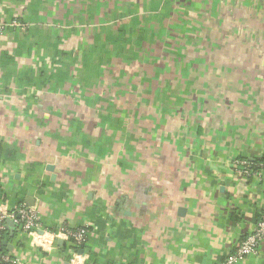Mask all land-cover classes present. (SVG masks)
<instances>
[{
    "label": "crops",
    "instance_id": "crops-1",
    "mask_svg": "<svg viewBox=\"0 0 264 264\" xmlns=\"http://www.w3.org/2000/svg\"><path fill=\"white\" fill-rule=\"evenodd\" d=\"M0 19L27 26L0 33V198L49 233L91 225L77 257L8 228L6 264H222L264 210V167L234 164L264 159V0H0Z\"/></svg>",
    "mask_w": 264,
    "mask_h": 264
},
{
    "label": "built area",
    "instance_id": "built-area-1",
    "mask_svg": "<svg viewBox=\"0 0 264 264\" xmlns=\"http://www.w3.org/2000/svg\"><path fill=\"white\" fill-rule=\"evenodd\" d=\"M9 28L24 30L27 26L25 23L19 22L16 19L9 21L0 19V33L6 32ZM234 164L244 174L250 175L251 171L256 170L249 169L250 163L245 159H235ZM259 166L264 167V164L260 163ZM7 219L13 220L15 223L14 230L17 231V236H40L37 239V245L45 250L49 248L53 238H63L69 243L68 251L72 257L78 256L80 249L83 248L87 236L91 231V225L84 224L77 227L62 226L58 230L49 233L42 229L39 212L35 207H29L24 204L18 207H12L6 198H0V264L17 263V260H14L10 253L3 248V233L8 229ZM44 235H48L51 241L41 237ZM262 241H264V210L253 230L243 238L241 243L226 257L222 264H236L243 257L254 253L258 244Z\"/></svg>",
    "mask_w": 264,
    "mask_h": 264
},
{
    "label": "water",
    "instance_id": "water-1",
    "mask_svg": "<svg viewBox=\"0 0 264 264\" xmlns=\"http://www.w3.org/2000/svg\"><path fill=\"white\" fill-rule=\"evenodd\" d=\"M6 223L8 225V228H10L9 234L12 236L13 235L14 228H15V223L13 222V220H10V219H7L6 220ZM2 243H3V245H8L6 240H3Z\"/></svg>",
    "mask_w": 264,
    "mask_h": 264
},
{
    "label": "trees",
    "instance_id": "trees-1",
    "mask_svg": "<svg viewBox=\"0 0 264 264\" xmlns=\"http://www.w3.org/2000/svg\"><path fill=\"white\" fill-rule=\"evenodd\" d=\"M260 161V162H259ZM260 163H263L264 164V159H259L258 161H255L254 163L251 164V168L253 169H256L259 167V164ZM3 237H7V232L5 230V232L3 233ZM4 250L6 251L5 249V245L3 246Z\"/></svg>",
    "mask_w": 264,
    "mask_h": 264
},
{
    "label": "rangeland",
    "instance_id": "rangeland-1",
    "mask_svg": "<svg viewBox=\"0 0 264 264\" xmlns=\"http://www.w3.org/2000/svg\"><path fill=\"white\" fill-rule=\"evenodd\" d=\"M170 78V77H169Z\"/></svg>",
    "mask_w": 264,
    "mask_h": 264
}]
</instances>
